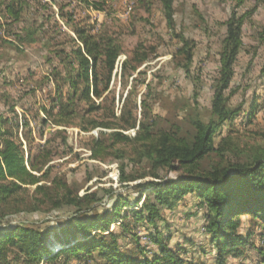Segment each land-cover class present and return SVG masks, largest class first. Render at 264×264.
Here are the masks:
<instances>
[{
  "label": "rangeland",
  "instance_id": "obj_1",
  "mask_svg": "<svg viewBox=\"0 0 264 264\" xmlns=\"http://www.w3.org/2000/svg\"><path fill=\"white\" fill-rule=\"evenodd\" d=\"M104 9L97 12L70 0H56L53 5L48 0H33L31 7L23 12V18L41 27L39 41L34 44L20 43L10 35L9 29L0 27V94L8 97V100L0 98V113L13 118L10 107L14 106L20 124L28 122L27 127L18 130L16 142L23 147L27 171L39 179L38 184L27 176L26 185L17 181L21 187L7 203L0 205V211L6 210L8 214L4 226L25 225L46 231L49 244L64 246L63 229L77 211L68 205V197L82 199L83 205H93L101 213L111 208L112 197H130V207L120 208L121 215L110 229L120 236L123 251L141 258L140 245L152 257L158 251L149 239L155 229L145 221H136L129 212L141 210L146 198L143 196L141 203L135 204L139 196L132 187L153 180L154 172L150 162L141 160V155L135 152L141 142L132 139L139 125L122 131L131 141L117 143L111 136L115 131L91 129L87 124L84 125L89 130L83 131L79 118L67 127H57L42 110V107L51 108L50 99L55 95L53 68L59 66L56 51L70 50L73 45V22L68 24L67 16L73 15L74 21H86L94 34L105 33L123 47L113 74L112 92L105 94L108 99L104 109L92 117L100 121L105 113L107 117L114 112L118 118L127 104L128 115L136 114L138 121L147 119L155 131H179L182 136L193 132L191 118L208 122L219 77L225 24L232 13L243 16L244 46L234 67L231 88L226 92L230 106H241L242 110L238 119L223 125L214 140L218 147L223 139L230 137L238 150L246 152L264 146V0H174V29L169 28L159 0H106ZM22 27L24 24L19 23L12 31ZM181 37L191 42L193 58L189 72L184 68L187 61ZM136 51L147 61L136 72L127 73L126 80L122 79V64ZM100 102L96 100L97 104ZM47 118L49 121L44 124L42 120ZM98 139L103 142V151L94 156L92 149L96 148ZM227 157L236 159L232 153ZM212 160L218 162L219 157L213 155ZM208 163L205 161L203 167ZM122 165L125 177L137 178L135 182H122ZM162 174L172 178L180 175L167 171ZM144 175L145 179H139ZM242 219L241 231L250 229L255 234L243 257L230 258L229 264H261L264 228L252 216ZM204 223V209L193 194H188L172 209H164L162 220L157 222L163 236L170 237V245L183 249L185 261L215 264L216 250L203 232ZM125 224L129 228L127 233L123 229ZM90 231L99 233L97 228ZM71 242L69 238L68 243ZM57 248L52 247L55 252ZM49 258L45 253L35 264H65L66 260L65 255ZM10 263L27 264L14 256H10ZM68 264L85 263L72 257Z\"/></svg>",
  "mask_w": 264,
  "mask_h": 264
},
{
  "label": "trees",
  "instance_id": "obj_2",
  "mask_svg": "<svg viewBox=\"0 0 264 264\" xmlns=\"http://www.w3.org/2000/svg\"><path fill=\"white\" fill-rule=\"evenodd\" d=\"M32 1L0 0V22H5L3 25L0 23V27L9 29L10 35L23 44L38 42L41 34V27L29 24L23 18V12L31 7ZM48 1L53 5L56 0ZM70 1L97 12L105 11L106 0ZM159 1L169 28L174 29V0ZM60 16L66 18L63 14ZM73 18V15H68L66 19L68 24L73 22V45L70 50L63 48L56 51L59 66L53 68L55 95L50 99L51 108L42 107V110L52 118V124L57 127H67L74 119L79 118L82 121L79 127L83 131H88L89 127L115 131L111 136L116 138L117 143L131 141L122 131L136 129L139 125L136 137L132 139L141 142L135 152L141 155V160L150 162L154 172L151 175L153 180L143 181L132 187L139 196L135 199V204H140L143 196L146 198L141 210L129 212L134 214L136 221H145L155 229L156 232L149 235V239L158 251L148 257L146 250L138 245L141 258L133 257L122 250L118 233L111 231L112 223L121 215L120 208L130 207V197H112L111 208L102 213L93 205H83L82 199L68 197V205L76 207L77 211L69 217L63 229V234L66 235L64 246L49 244V233L46 231L25 225L4 226L8 214L6 210L0 211V264H11L10 256L22 258L27 264H35L42 260L45 253L50 255L49 260L65 255V264L72 257H77L85 264H194L182 258L183 249L172 247L170 237H164L157 224L162 220L164 209H172L174 204L184 200L188 194H193L199 206L204 209L203 232L216 250L214 263L229 264L230 258L243 257L245 249L251 246L250 240L255 233L250 229L241 231L242 218L252 216L264 228V146L244 152L234 146L230 137L223 139L218 147L215 146L214 138L226 122L238 119L241 114L242 107H231L226 92L231 88L234 67L244 46L245 18L232 13L225 24L226 36L220 53L219 77L210 118L208 122L199 117L191 118L193 132L189 136H182L179 131H155L153 123L147 119L138 121L136 114L128 115L127 104L118 118L114 112L107 117L105 113L100 121L92 117L104 109L108 99L105 94L112 92L113 74L117 61L123 54V47L105 33L94 34L86 21H74ZM19 23H23L24 27L16 32L12 31ZM181 38L187 61L184 68L189 72L193 58L189 45L191 42ZM9 42L16 44L15 41ZM20 48L18 46L16 49ZM143 56L136 51L123 62L122 79L126 80L127 73L136 72L147 61ZM6 97L5 94H0L1 99ZM94 99L101 102L97 104ZM10 113L13 118L0 113V205L7 203L21 187L17 181L26 185L24 182L27 176L33 178L34 184L39 182L37 177L27 171L23 147L16 142L18 130L29 124L26 121L23 126L20 124L14 106L10 107ZM250 118L249 114L248 119ZM42 121L47 124L49 120L47 118ZM103 146V142L98 139L96 148L92 149L94 156L103 151ZM228 153H232L236 159H229ZM213 155L219 157L218 162L212 160ZM205 161L209 163L203 167ZM162 171L177 172L180 175L172 178L164 176ZM120 175L124 183L137 180L125 177L123 165ZM145 178L144 175L139 179ZM87 198L89 197L85 199ZM94 228L99 233H91L90 230ZM123 229L124 233L129 232L128 225H123ZM69 238L72 239L71 243H68ZM57 246L59 248L55 252L52 247ZM261 264H264V254Z\"/></svg>",
  "mask_w": 264,
  "mask_h": 264
}]
</instances>
